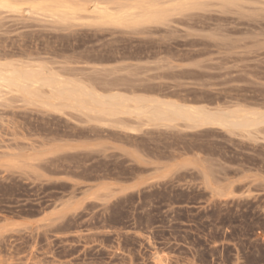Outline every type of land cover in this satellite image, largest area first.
Returning a JSON list of instances; mask_svg holds the SVG:
<instances>
[{
  "label": "rangeland",
  "instance_id": "rangeland-1",
  "mask_svg": "<svg viewBox=\"0 0 264 264\" xmlns=\"http://www.w3.org/2000/svg\"><path fill=\"white\" fill-rule=\"evenodd\" d=\"M168 19L63 25L0 10V53L30 52L105 92L264 110V0ZM258 129L98 121L5 94L0 264H264Z\"/></svg>",
  "mask_w": 264,
  "mask_h": 264
},
{
  "label": "bare ground",
  "instance_id": "bare-ground-1",
  "mask_svg": "<svg viewBox=\"0 0 264 264\" xmlns=\"http://www.w3.org/2000/svg\"><path fill=\"white\" fill-rule=\"evenodd\" d=\"M205 1L209 0H0V10L19 14L28 11L63 25L88 20L86 23L97 26L137 27L163 24L176 11L202 8ZM218 1L234 5V0ZM4 53H0V97L18 95L27 105L61 113L72 109L98 121L128 115L155 126L182 121L195 127L219 126L230 132L257 131L264 126V110L211 108L158 97L127 96L115 87L105 92L95 81L70 77L35 60L30 52L25 58Z\"/></svg>",
  "mask_w": 264,
  "mask_h": 264
}]
</instances>
